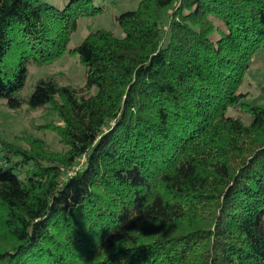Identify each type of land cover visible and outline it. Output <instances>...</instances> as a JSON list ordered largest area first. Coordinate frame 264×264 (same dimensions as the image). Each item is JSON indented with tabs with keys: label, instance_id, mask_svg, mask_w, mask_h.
Returning a JSON list of instances; mask_svg holds the SVG:
<instances>
[{
	"label": "trees",
	"instance_id": "trees-1",
	"mask_svg": "<svg viewBox=\"0 0 264 264\" xmlns=\"http://www.w3.org/2000/svg\"><path fill=\"white\" fill-rule=\"evenodd\" d=\"M94 2L0 0V101L61 145L0 138V264H264V0H140L69 50L82 86L22 93Z\"/></svg>",
	"mask_w": 264,
	"mask_h": 264
},
{
	"label": "rangeland",
	"instance_id": "rangeland-1",
	"mask_svg": "<svg viewBox=\"0 0 264 264\" xmlns=\"http://www.w3.org/2000/svg\"><path fill=\"white\" fill-rule=\"evenodd\" d=\"M41 1L62 7L68 0ZM94 1L95 5L100 4L103 7V13L79 18L77 29L70 37L66 52L60 58L46 65L28 63V75L22 93L29 94L36 80L44 76H54L61 85L82 86L85 80V66L77 55L71 54L69 50L77 46L88 32L97 29L108 30L117 38L123 37V31L115 17L124 11L136 9L140 0ZM260 86H264V44L255 54L240 91L248 92L250 94L248 98L254 99L260 93ZM54 124H59V120L47 108L29 110L23 105L21 109L13 111L7 109L4 102L0 101V138L2 139L26 141L37 137L42 139L49 149L59 151L61 145L58 143V138L49 129Z\"/></svg>",
	"mask_w": 264,
	"mask_h": 264
}]
</instances>
